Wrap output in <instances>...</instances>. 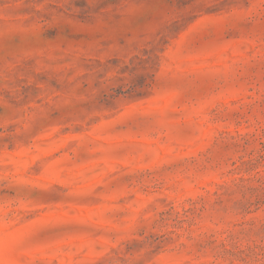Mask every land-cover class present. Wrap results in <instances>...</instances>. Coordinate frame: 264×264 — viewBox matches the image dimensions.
I'll return each mask as SVG.
<instances>
[{
  "label": "rangeland",
  "instance_id": "rangeland-1",
  "mask_svg": "<svg viewBox=\"0 0 264 264\" xmlns=\"http://www.w3.org/2000/svg\"><path fill=\"white\" fill-rule=\"evenodd\" d=\"M0 264H264V0H0Z\"/></svg>",
  "mask_w": 264,
  "mask_h": 264
}]
</instances>
